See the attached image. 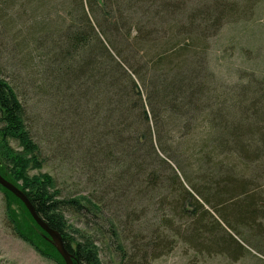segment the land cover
I'll return each instance as SVG.
<instances>
[{"label": "rangeland", "instance_id": "1", "mask_svg": "<svg viewBox=\"0 0 264 264\" xmlns=\"http://www.w3.org/2000/svg\"><path fill=\"white\" fill-rule=\"evenodd\" d=\"M75 1L0 0V68L3 79L14 87L24 106L27 129L40 147L42 167L29 169L27 176L52 177L60 200L80 199L86 205L87 200L101 203L100 212L98 208L79 213L68 209L65 221L70 235L94 240L102 264H264V205L255 223L238 225L236 231L205 206L211 216H203V231L194 236L192 228L197 218L190 212L179 216L177 198L163 187V183L165 187L173 183L171 175L177 176L196 196L194 189L205 185V176L212 174L217 163H222L225 171L237 167L234 170L242 172L246 168L244 158L225 159L228 155L224 151H231L240 143L256 153L264 149V0L150 2L157 15L165 18L167 29L175 32L179 43H189L197 49L193 52L198 55H193L197 66L215 89L214 104H206L205 108L214 110L216 131L222 142L211 140L215 135L207 136L198 122L189 128L172 126L167 144L173 159L160 153L156 142L158 155L164 161L158 162L157 167L167 180L153 184L143 197L132 191H127L125 197L119 189L102 185L78 145V135L68 133L60 108L42 90V55L51 50L49 43L64 40L71 26L81 21ZM213 10L217 12L211 16L209 11ZM36 41L46 43L40 52L34 46ZM167 41L175 42L166 38L164 43ZM134 45L130 42L131 47ZM256 111L261 112L260 118ZM233 135L236 139L243 137V141L238 142ZM216 145L223 147L222 151ZM10 146L21 151L14 141H10ZM214 151L220 153L214 163L211 158L209 163L197 162V155H211ZM249 157L255 160L253 153ZM259 158L251 165L253 171L246 172L254 180V193L260 195L256 199L261 200L264 150ZM179 159L188 160L189 165L180 169ZM104 175L111 177L109 173ZM0 264H55L14 234L1 190Z\"/></svg>", "mask_w": 264, "mask_h": 264}, {"label": "trees", "instance_id": "2", "mask_svg": "<svg viewBox=\"0 0 264 264\" xmlns=\"http://www.w3.org/2000/svg\"><path fill=\"white\" fill-rule=\"evenodd\" d=\"M150 2L76 0L81 21L71 26L64 40L49 43L51 50L41 57L42 90L60 108L68 133L78 135V145L102 185L119 189L125 197L127 191L143 197L153 184L167 180L157 167L158 162L164 161L158 155L156 142L160 153L173 159L167 144L172 126L189 128L198 122L208 132L207 136L215 135L211 140L222 142L216 131L214 110L205 108L206 104H214L215 89L203 76V69L197 66L198 61L193 57L198 56L193 53L197 49L189 43H179L175 32L167 29L165 18L157 15ZM209 12L214 16L217 10ZM166 38L174 40V44L164 43ZM130 42L135 45L131 47ZM45 44L36 41L34 46L40 52ZM256 112L260 118L261 112ZM25 117L24 106L14 87L3 79L0 68L1 176L23 191L37 214L63 236L74 264H102L94 240L70 235L65 221L68 209L79 213L98 208L100 212L101 203L87 200L90 205H86L80 199L60 200L52 177L27 176L29 169H40L42 165L40 147L27 129ZM236 140L242 142L243 137ZM10 141L16 142L21 151H15ZM263 150L256 153L240 143L235 149L227 150L229 153L224 151L228 155L225 159L244 158L246 168L243 166L242 172L239 168L234 170L237 167L225 171L222 163H217L212 174L205 176V185L200 190L194 189L197 197L177 176L171 175L173 183L168 187L163 183L164 189L178 200L176 213L182 216L190 212L197 218L192 228L194 236L202 233L204 218L211 216L205 206L235 231L238 225L255 223L257 214L263 213L260 207L264 205V195L263 199H256L260 195L254 193V180L247 175L253 171L251 165L260 159ZM215 152L197 155V162L209 163L211 158L214 163L220 154ZM251 153L255 156L253 161L249 157ZM184 154L191 156L188 152ZM179 162L180 169L189 165L188 160L179 159ZM107 173L110 178L104 175ZM184 176L191 181L185 173ZM143 187L147 190L143 191ZM0 190L6 198L7 219L14 234L44 258L65 264L24 204L1 186Z\"/></svg>", "mask_w": 264, "mask_h": 264}, {"label": "water", "instance_id": "3", "mask_svg": "<svg viewBox=\"0 0 264 264\" xmlns=\"http://www.w3.org/2000/svg\"><path fill=\"white\" fill-rule=\"evenodd\" d=\"M0 186L4 189L11 192L16 198H18L26 207L36 224L42 229V231L48 235V240L55 246L57 252L63 259L65 264H74V257L72 254L66 249L63 236L53 229H51L47 223L37 214L34 206L29 201L27 196L23 191L17 188L15 185L7 181L3 176L0 174Z\"/></svg>", "mask_w": 264, "mask_h": 264}]
</instances>
